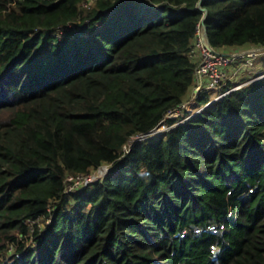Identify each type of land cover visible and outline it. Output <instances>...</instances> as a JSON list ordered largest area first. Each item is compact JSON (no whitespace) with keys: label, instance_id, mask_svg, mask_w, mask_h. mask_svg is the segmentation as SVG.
<instances>
[{"label":"trees","instance_id":"1","mask_svg":"<svg viewBox=\"0 0 264 264\" xmlns=\"http://www.w3.org/2000/svg\"><path fill=\"white\" fill-rule=\"evenodd\" d=\"M199 24L264 47V0H0V264H264V76L165 117Z\"/></svg>","mask_w":264,"mask_h":264},{"label":"built area","instance_id":"2","mask_svg":"<svg viewBox=\"0 0 264 264\" xmlns=\"http://www.w3.org/2000/svg\"><path fill=\"white\" fill-rule=\"evenodd\" d=\"M193 53L196 57L199 58V64L195 70L196 84L194 86V92L192 95V99H195L198 96V94L204 89L211 90V91L214 90L215 93L218 95L211 98L210 101L208 102L209 104L219 99L225 93H228L240 87V85H233L225 92L218 91L221 88L220 85L225 84V82L229 79L226 75V70L228 66L234 61L246 56L243 53V51L226 52V51H222L220 49L213 47L209 42L207 32L203 24H199L197 27V36L194 42ZM247 55H249V51ZM261 76H264V74H262ZM189 102H190V99L182 103L181 106L177 107L176 109L170 110L166 114L165 117L175 118L181 115L184 110L183 108ZM205 106L206 105H203L200 108L193 109V111H191V113L188 114L187 118L189 116L195 115L196 113L200 112ZM164 120L165 119L163 118L162 121ZM165 129H166V125L162 123L161 125L151 130L150 132L134 137L133 140L155 137L159 135L161 132H163ZM105 167H107V171L104 172L103 170H100L101 173L98 176L95 174L94 175L90 174V173L69 175L67 177V179L70 182L68 184V188L72 190V188H74L75 186H82V185L86 186L87 184L94 182L95 180L103 177L109 170V167L107 165H105Z\"/></svg>","mask_w":264,"mask_h":264},{"label":"rangeland","instance_id":"3","mask_svg":"<svg viewBox=\"0 0 264 264\" xmlns=\"http://www.w3.org/2000/svg\"><path fill=\"white\" fill-rule=\"evenodd\" d=\"M242 51L246 56L234 61L228 66L226 75L229 79L225 82V84L231 80L234 82V85H240L241 87L247 82H250L251 80L264 74V47L252 46ZM248 51L249 55H247ZM225 84L220 86L223 87ZM193 92L194 89L192 91V95ZM192 95L190 96V102L183 108V111H186L187 114L191 113V111L195 109L192 105H190V103L194 100L192 99ZM217 95L218 94H216L214 90L211 91L212 98ZM100 170L105 172L107 171V167H105V165L101 166L99 169L91 171L90 174L98 176L101 173Z\"/></svg>","mask_w":264,"mask_h":264},{"label":"clouds","instance_id":"4","mask_svg":"<svg viewBox=\"0 0 264 264\" xmlns=\"http://www.w3.org/2000/svg\"><path fill=\"white\" fill-rule=\"evenodd\" d=\"M211 252H212L213 255H215V254L218 252V249L215 248V247H213V248L211 249Z\"/></svg>","mask_w":264,"mask_h":264},{"label":"water","instance_id":"5","mask_svg":"<svg viewBox=\"0 0 264 264\" xmlns=\"http://www.w3.org/2000/svg\"><path fill=\"white\" fill-rule=\"evenodd\" d=\"M260 77V76H259Z\"/></svg>","mask_w":264,"mask_h":264}]
</instances>
